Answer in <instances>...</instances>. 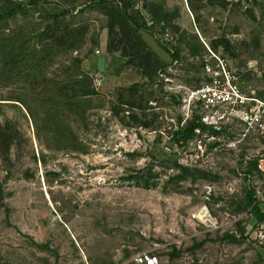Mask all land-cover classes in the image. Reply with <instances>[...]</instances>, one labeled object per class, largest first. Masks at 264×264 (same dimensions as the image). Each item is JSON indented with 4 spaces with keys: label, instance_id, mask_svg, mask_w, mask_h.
I'll return each mask as SVG.
<instances>
[{
    "label": "rangeland",
    "instance_id": "374dc122",
    "mask_svg": "<svg viewBox=\"0 0 264 264\" xmlns=\"http://www.w3.org/2000/svg\"><path fill=\"white\" fill-rule=\"evenodd\" d=\"M93 1L0 0V13L24 7L0 19V264H264V220L247 200L264 213V140L227 111L219 137L172 143L183 111L167 90L200 86L213 53L264 101V0H125L165 67L149 80ZM65 30L78 43L52 49ZM175 163L209 179L178 180ZM204 206L217 229L193 219Z\"/></svg>",
    "mask_w": 264,
    "mask_h": 264
},
{
    "label": "built area",
    "instance_id": "2783aa9c",
    "mask_svg": "<svg viewBox=\"0 0 264 264\" xmlns=\"http://www.w3.org/2000/svg\"><path fill=\"white\" fill-rule=\"evenodd\" d=\"M167 41L166 39H164ZM97 55L99 53L96 52ZM202 76L204 82L196 88H186L183 86L169 87L167 90L173 92L174 96L180 97L183 127L189 121L197 119L193 115L200 111L197 119L202 124L206 133L213 137H219L221 124L227 118V111L236 118L241 126L243 136L253 134L264 140V101L253 96L246 95L238 82V75L232 71L226 61L221 57L210 53L205 57L202 65ZM163 79V75H161ZM168 81V79H163ZM180 90L182 93L180 94ZM199 135L200 129L194 130ZM228 139V146L234 147L236 142ZM200 145V141H198ZM258 169L264 173V159L258 164ZM193 219L208 230L217 229V222L211 217L208 209L204 206L200 208ZM134 264H159L156 256L139 254L134 257Z\"/></svg>",
    "mask_w": 264,
    "mask_h": 264
},
{
    "label": "trees",
    "instance_id": "16d2710c",
    "mask_svg": "<svg viewBox=\"0 0 264 264\" xmlns=\"http://www.w3.org/2000/svg\"><path fill=\"white\" fill-rule=\"evenodd\" d=\"M111 2H116L119 6L116 5L113 8H108L106 5ZM38 3L39 2L37 1L32 2L31 5H37ZM93 4L105 6L109 10L108 12H110L111 22L122 29V34L124 35L125 42L128 43L130 47H132V49L134 50V56L138 61H130L129 65L140 68L142 71V75L145 76L148 80L153 77L158 68H160L161 71H164L165 67L160 65L158 59L152 57L153 55H151V52L149 51L148 47L140 37V32H149L150 29L148 23L145 21L141 13L134 12V14H130V4L128 3V1L125 0H94ZM22 9H24V7L21 4H17L16 7L10 9L9 11L5 13H0V19L10 17L11 15L18 13ZM64 14H66V12L62 11L61 15L56 16L54 20H57L59 17H63ZM54 26H58V24L56 25V21ZM44 34L45 33H43L42 35ZM52 37L54 38V36ZM79 38V34L75 33L73 30H65V33L62 37L54 38L56 40L57 45H53L52 49H71L78 43ZM173 58H177V56L173 55ZM76 85H79V82L73 81L70 88L72 89L73 86ZM83 94L84 95L82 96H88L91 95L92 92L88 91L86 88V91H84ZM72 105L73 104H70L69 106ZM196 129H200L202 132L206 131L205 127L200 124L196 118L186 123L183 127L178 126L177 130L173 133L172 143L186 144L191 140L192 136L194 135V130ZM174 166L180 170L179 175L175 177L178 180L187 176L194 177L196 172L199 173V178L209 179V175L206 173H202L199 171L191 172V170L187 168H182L176 163ZM247 200L248 205L249 207H251V211L256 217V219H258L259 221L264 220V213L260 214L258 210V205L255 199L252 198V195H250ZM226 238H229L231 242H235V239H233L232 237L226 236Z\"/></svg>",
    "mask_w": 264,
    "mask_h": 264
},
{
    "label": "water",
    "instance_id": "95a60500",
    "mask_svg": "<svg viewBox=\"0 0 264 264\" xmlns=\"http://www.w3.org/2000/svg\"><path fill=\"white\" fill-rule=\"evenodd\" d=\"M96 69L97 72L102 74L105 71V57L99 56L96 60Z\"/></svg>",
    "mask_w": 264,
    "mask_h": 264
},
{
    "label": "clouds",
    "instance_id": "9594fccd",
    "mask_svg": "<svg viewBox=\"0 0 264 264\" xmlns=\"http://www.w3.org/2000/svg\"><path fill=\"white\" fill-rule=\"evenodd\" d=\"M210 134H214V133L210 132ZM214 136H215V135H214Z\"/></svg>",
    "mask_w": 264,
    "mask_h": 264
}]
</instances>
